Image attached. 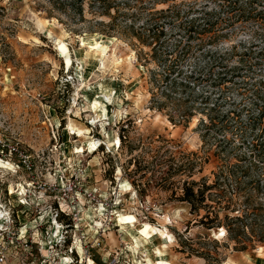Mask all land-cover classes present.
<instances>
[{"label":"rangeland","instance_id":"obj_1","mask_svg":"<svg viewBox=\"0 0 264 264\" xmlns=\"http://www.w3.org/2000/svg\"><path fill=\"white\" fill-rule=\"evenodd\" d=\"M182 1L207 7L212 14L187 18L217 23L226 37L217 49L206 45L183 57L173 44L184 35L178 25L169 27L161 48L167 61L157 62L132 34L100 25L110 19L95 15L90 1L80 19L52 0H0V230L7 212L15 225L11 236L20 239L9 241L0 264H156L162 259L156 249L166 242L161 250L169 264H264V243L256 236L246 252L236 251L225 228L198 223L204 210L192 214L155 183L160 175L152 168L166 149L179 164H195L193 177L183 179L212 183L223 165L252 152L249 144L264 142V116H258L264 110V0L177 4ZM253 9L262 15H249ZM94 40L108 46L106 54L91 50ZM230 48L228 61L240 75L236 84L218 86L220 68L207 51ZM166 73L176 77L175 86ZM179 110L192 113L187 124L171 122ZM70 123L89 134L70 132ZM133 159L141 169L135 174ZM258 189L237 200L249 197L262 214L264 187ZM55 209L64 211V223ZM6 240L0 235V244Z\"/></svg>","mask_w":264,"mask_h":264},{"label":"trees","instance_id":"obj_2","mask_svg":"<svg viewBox=\"0 0 264 264\" xmlns=\"http://www.w3.org/2000/svg\"><path fill=\"white\" fill-rule=\"evenodd\" d=\"M54 5L69 16L83 19L84 3L90 1V8L95 15L107 16L110 22L105 24L101 22L100 25L110 28V30L120 29L132 36L136 37L138 41L152 48L153 59L157 62L167 61L161 48L164 47L167 41H162L170 30L178 25L180 33L184 36L175 39L173 49L179 51L180 56L188 57L194 48H204L206 45L216 48L219 40L226 37L225 28L217 26V23L210 21L205 24L198 22L199 19L189 20L187 17L196 12H201L203 16L212 14L208 11L207 7L200 9L197 3L184 2L177 4L180 0H52ZM235 4L241 3V0H234ZM254 2V1H252ZM252 2L249 4H252ZM158 5H164L162 9H157ZM233 11L234 8H230ZM253 9L249 15L261 16L263 11L256 12ZM256 12V13H254ZM246 13L241 11L237 17H242ZM187 20L183 22V18ZM203 18V17H202ZM231 20V18L229 19ZM141 21V22H140ZM217 49V48H216ZM221 53V56L216 59V54ZM234 53L233 48L207 51V56L214 59V63L220 68V71L214 76V84L218 86H228L229 84H236L235 78L240 75V67L229 63L228 58ZM263 54V53H262ZM259 62L264 63V55ZM210 58V59H211ZM165 80L170 81L172 85H176L177 79L172 78L171 73L162 75ZM216 90H213L215 92ZM204 112V109L202 110ZM258 116L263 118L264 110L258 112ZM192 117V113L188 110H179L176 115H170V120L175 125L187 124ZM212 125H216L211 121ZM222 124V125H221ZM223 129L225 125L219 123ZM123 132H125L123 130ZM122 133L119 134L121 145L126 143V136ZM242 138L245 136L242 135ZM259 139V138H258ZM260 145L255 143L249 144L252 152H243L242 155L237 156L236 163H226L217 173H214L215 180L208 183L207 180L202 179V182L188 181L183 179L185 174L189 179L194 175L195 164L190 163L187 168L184 164H179L173 157L168 156L169 150L166 149L158 158L157 169L152 168L153 175L158 173L160 176L155 181L156 185L161 187L164 191H172L173 197L181 202L186 203L190 207L192 214L200 217V211L204 210L205 215L202 216L198 223L207 230L214 228H225L229 240L235 243V250L239 252H246L251 243L252 237L256 236L259 243H264V212L258 214L254 208L253 201L249 197L242 203H239L237 198L241 194L250 193L259 190L260 185L264 187V146L262 150ZM130 152H133L132 147ZM137 160L130 161V165L134 164L139 166ZM146 175L150 170V166L145 167ZM260 171L258 176H254L255 170ZM132 179V174L128 175ZM144 177V176H143ZM139 192L142 193L141 184L137 181L132 183ZM177 189L182 192L177 195ZM240 208V209H238ZM243 208V209H241ZM263 211V209H261ZM237 213L236 216L232 214ZM224 215L221 218V215ZM65 216L61 214L58 218L60 223L65 222ZM72 226L71 223L67 224ZM70 239L64 241L65 245H69ZM200 257L205 258L204 255ZM206 259V258H205Z\"/></svg>","mask_w":264,"mask_h":264},{"label":"built area","instance_id":"obj_3","mask_svg":"<svg viewBox=\"0 0 264 264\" xmlns=\"http://www.w3.org/2000/svg\"><path fill=\"white\" fill-rule=\"evenodd\" d=\"M100 147H101V145L99 143L98 149ZM118 147H119V144H118ZM28 160L29 159L27 157L22 155V164H23V166L27 167V169L31 170V163ZM0 209H3L2 204H0ZM55 212H56L55 218L57 220H58L59 216L64 213V211L61 210V209H55ZM2 219L4 220V221H2V222H4V224H3V229L0 230V232H1L0 235H1V239L2 240H4V239H7V240L5 242L4 241L1 242V244H0V263H4L7 260L9 247H10V245H9L10 242L9 241L11 240L12 244L15 241L16 242H20V239H19L18 236L16 238L11 236L12 235L11 234V230H12L13 226H15V225L13 224L14 221L11 218L10 214L5 212L4 215H2Z\"/></svg>","mask_w":264,"mask_h":264},{"label":"bare ground","instance_id":"obj_4","mask_svg":"<svg viewBox=\"0 0 264 264\" xmlns=\"http://www.w3.org/2000/svg\"><path fill=\"white\" fill-rule=\"evenodd\" d=\"M51 36V35H50ZM99 41V40H98ZM98 41L97 40H94V42L93 43H88V46H90V48H91V50H99L100 52H101V55L102 54H106L107 53V51L109 50L108 49V46L105 44V43H101V44H98ZM56 43H58V44H60L61 42H60V40L58 41V40H56ZM96 52V51H95ZM98 52V51H97ZM99 57V56H98ZM101 58V57H100ZM102 61V60H101ZM105 68V67H104ZM68 130L70 131V132H72V133H76L77 135H79V136H81V135H87V134H89V129H79L78 127H75V125H73V123H70L69 125H68ZM3 213V212H2ZM89 216V215H88ZM89 218H91L90 216H89ZM0 219H1V217H0ZM124 230V229H123ZM134 239H135V243H136V248L139 246V241L140 240H138L137 238H135L134 237ZM167 245H169L167 242L166 243H164V244H162V246H167ZM141 246V245H140ZM161 246V247H162ZM161 247L160 248H157L156 249V255L157 256H159V257H161L162 259L161 260H157V263L156 264H169L168 263V260H166L165 259V255L163 254V252H162V250H161ZM79 251L82 253V249H81V247H79Z\"/></svg>","mask_w":264,"mask_h":264}]
</instances>
